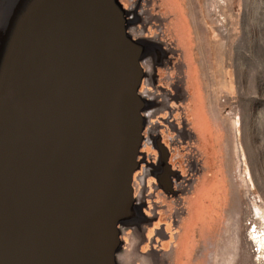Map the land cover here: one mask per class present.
Segmentation results:
<instances>
[{"label": "rangeland", "instance_id": "rangeland-1", "mask_svg": "<svg viewBox=\"0 0 264 264\" xmlns=\"http://www.w3.org/2000/svg\"><path fill=\"white\" fill-rule=\"evenodd\" d=\"M116 1L121 7L123 35L132 45L131 52L134 57L142 56L144 79L140 93L148 100L144 134L163 126L162 122H154L162 117L175 115L178 123L184 117L189 121L179 124L181 128L175 127L187 140L183 146L187 159L192 148L210 176L216 172L214 166L218 163L220 174L229 186L228 202L234 207V216L229 214L228 221L233 222L236 235L232 264H264V0ZM94 3L95 0H0V117L10 110L17 89L28 93L29 79L38 76L35 64L40 56L48 51L52 56L59 54L64 46L60 41L67 28L76 33L80 25L86 27L96 21L99 34L100 29L104 34L96 10L91 7ZM93 39L91 36L92 44ZM96 89L97 85L91 82L92 92L87 94L94 101L98 100ZM80 91L76 90L73 107L69 101L58 100V107L46 113L56 116L53 125L43 123L45 103L35 102L34 94V99L28 95L24 111L31 114L36 111L39 129L26 148L20 143L21 147L11 150V144L9 148L0 143V162L7 160L0 166V264H24L18 213L24 199L15 195L20 183L15 178L21 172H28L25 163L42 164L37 177L26 175L29 182L36 178L43 183L65 179L64 173L52 175L51 170L53 158L58 157L60 163L66 160L56 124L72 119L71 131L79 130V121L91 111L89 104L88 108L80 104ZM132 98L131 94L128 108ZM193 103L214 116L209 125L212 134L207 141L199 133H192L190 107ZM125 127L112 123L105 138L107 146L101 149L100 169L117 177L119 174L110 166L114 162L111 154L126 140ZM172 128L164 129V137L169 142ZM130 144L128 138L124 148ZM183 147L175 146L174 152L180 155ZM108 149L109 155H106ZM76 152L72 150L69 155L70 165L77 159ZM195 164L191 158L185 167L181 159L174 168L186 174L185 168ZM102 182L112 190L110 186L114 184L110 178ZM98 184L97 191L101 187ZM161 192L171 202V210L173 207L183 210L168 193ZM74 242L76 245L78 241L74 239ZM202 253L199 250L197 257Z\"/></svg>", "mask_w": 264, "mask_h": 264}, {"label": "crops", "instance_id": "crops-1", "mask_svg": "<svg viewBox=\"0 0 264 264\" xmlns=\"http://www.w3.org/2000/svg\"><path fill=\"white\" fill-rule=\"evenodd\" d=\"M136 55L132 52L136 83L131 87L133 98L125 112L132 109L138 122L134 123V134L131 131L128 134L130 147H119L123 150L110 153L114 157L110 166L119 174L117 184L110 186L108 195V186L101 185L96 196L85 201L77 211L84 218L81 231L76 227L81 238L75 237L78 241L75 250L84 252L82 264H109L108 260L112 264H232L236 235L228 217L231 214L233 218L234 207L228 202L229 186L220 174L221 166L216 162V172L210 176L208 169L200 164L198 177H201L184 197L181 211L174 207L171 210V202L161 192L171 191L176 161L182 159L186 167V161L189 163L191 158L193 161L195 151L191 148L187 159V150L183 147L187 140L175 128H181L182 122L189 123L185 117L180 123L175 115L154 120L163 126L144 134L148 100L140 93L144 69L140 64L141 54ZM190 116L193 135L197 132L207 141L212 134L209 133V125L214 120L212 112L193 103ZM167 127H173L170 142L164 137ZM175 146L183 147L180 155L174 152ZM41 202L36 197L38 208ZM199 250L204 253L197 257Z\"/></svg>", "mask_w": 264, "mask_h": 264}, {"label": "water", "instance_id": "water-1", "mask_svg": "<svg viewBox=\"0 0 264 264\" xmlns=\"http://www.w3.org/2000/svg\"><path fill=\"white\" fill-rule=\"evenodd\" d=\"M83 29H86V32ZM63 34L64 39L61 38L60 44L64 46L59 54L52 56L49 54L50 51H48V54L44 52L45 55L42 54L38 59L40 62L36 61L35 66L38 76L35 78V75H33L29 79L28 93L25 92L30 97L34 94L35 102L39 101L41 103L43 101L45 111L52 112L54 106L57 108L58 99L65 103L69 101L73 107L76 90H81L78 100L84 108H88V99L90 98L88 94L90 91L92 92L90 82L92 65L94 63L100 65L102 61L103 69H105V61L99 50L101 49L100 43H96L97 36L100 35L96 21L88 23L86 27L80 25L76 33L74 29L69 30L67 28ZM91 36L94 38L93 44L91 43ZM96 91L98 92V100L94 101L93 107L96 111V117H98L99 112L98 119L104 122L105 125L107 119H105V113L100 102V85H97ZM57 92L60 93V97L54 95ZM90 113L87 117L86 114L83 116L86 121L78 124L79 130L76 133L71 131L73 130L70 126L73 123L71 119V122L69 120L66 122L67 127L60 134V145L66 152V160L64 163H60L58 157L57 159L53 158L51 170L52 175L53 172L64 173L65 179L63 181L65 183L56 179L52 182L43 183L41 179L36 178L29 182L26 192L28 195L19 196V198L24 199L18 210L21 219L20 234L24 241V243L20 242L19 244L24 264H63L67 248L65 239L67 237L68 240L71 238L68 242L70 248L75 250L74 239L76 236L81 238V234L77 233L76 227L79 230L81 229L84 216L79 212L77 213V211L82 208L85 201L88 202L89 198L96 196L100 189L98 191L97 188L94 189L98 185L97 180L87 179L84 173L96 170V167L99 171H103L98 164H94L93 159L96 158L100 148V146H97L98 142L100 143L107 138L106 131H103V136L99 135L98 138H94L91 134L88 123ZM85 142L86 148L84 147ZM24 145L26 148L27 145ZM72 150H77L75 153L77 159L70 165L69 155ZM109 150L107 155H109ZM26 160L29 159L26 158ZM25 165L31 177H37V172L42 167V164L40 165L37 162L25 163ZM100 184L103 185V182ZM36 197L42 201L39 208L35 204ZM7 210L10 211L9 205ZM25 210H28L29 213L33 211L32 218L28 219L26 224L23 223V212ZM47 251H50L49 254Z\"/></svg>", "mask_w": 264, "mask_h": 264}, {"label": "bare ground", "instance_id": "bare-ground-1", "mask_svg": "<svg viewBox=\"0 0 264 264\" xmlns=\"http://www.w3.org/2000/svg\"><path fill=\"white\" fill-rule=\"evenodd\" d=\"M91 7H94L96 10L95 14L97 15L98 21L102 25L105 34L104 35L102 29H100V35L97 36L96 42L100 43L101 49L99 50L105 61V69H103L102 61L100 65L98 63H94L92 65L91 82L95 85H100L101 87L100 102L105 113V119L107 120H105L106 124L104 125V122H101L98 119V110V117H96V111L93 107L94 100L89 98L88 102L91 110L90 120L88 121L89 131L94 138H98L99 135L103 136V131H110L109 128L112 123L115 124L118 122V124L126 126V135L128 138L130 131L131 135L134 134V123L137 125L138 122L132 109H130L128 113L125 112L128 108L127 104L131 95L130 87L136 83V77L134 75L132 65L134 63L131 52L132 45L123 35L121 7L120 4L118 5V1L95 0V3L92 4ZM54 95L60 97L59 92L54 93ZM52 97L55 98L53 95ZM27 100V94L25 92L21 93L20 90L17 89L15 93H13L10 110L4 111L1 115L0 140L2 141L0 143L3 147L8 145L7 147L10 148L11 144L10 149L15 150V148L17 149L18 146L21 145L20 143L28 145L33 139V135H35L36 130L39 129L36 127L35 122L36 111L34 110V113L32 114L27 112L26 109L24 111V105ZM46 113H48V111H45L41 115L43 123L47 124V122H50L53 125V122L56 121V117L54 115H47ZM84 121L86 120L82 119L79 122ZM56 126V131L59 134H62L67 127L65 121L57 122ZM52 129L55 131V127H52ZM126 143H128L127 139L119 143V147L124 148ZM97 146H100V148L93 161L94 164L101 165V156H103L101 149L102 147L107 146L105 139L100 143L98 142ZM105 157L103 162L106 159ZM1 162L0 166H2L4 162H7L6 158L1 159ZM111 173L113 172L99 171L98 167H96V170L85 172L84 175L87 179H96L98 183H102L103 180L110 178L113 183L117 184V175H112ZM27 174L28 176H31L28 172H21L15 178L20 181L17 185L18 193L15 194L17 197L28 195V193H26L29 185V177H26ZM109 193L110 191H108V194ZM107 208V211L109 212V206H107ZM32 214L33 211L32 213H29L28 210H25L23 212V223L26 224L28 219L32 218ZM70 239L68 240V237L65 239L68 249L66 248L63 264H82V255L84 252L81 251L82 249L75 251L73 248H70V244L68 242ZM108 263L112 264L109 260Z\"/></svg>", "mask_w": 264, "mask_h": 264}, {"label": "built area", "instance_id": "built-area-1", "mask_svg": "<svg viewBox=\"0 0 264 264\" xmlns=\"http://www.w3.org/2000/svg\"><path fill=\"white\" fill-rule=\"evenodd\" d=\"M193 161L197 164L194 167L187 168L186 174L174 170L177 174L171 176V191L168 194L174 198L177 207L180 208H183L184 197L192 191L195 180L198 178L201 170L196 153L193 156Z\"/></svg>", "mask_w": 264, "mask_h": 264}, {"label": "flooded vegetation", "instance_id": "flooded-vegetation-1", "mask_svg": "<svg viewBox=\"0 0 264 264\" xmlns=\"http://www.w3.org/2000/svg\"><path fill=\"white\" fill-rule=\"evenodd\" d=\"M202 127L204 126V125H201ZM204 128V127H203Z\"/></svg>", "mask_w": 264, "mask_h": 264}]
</instances>
